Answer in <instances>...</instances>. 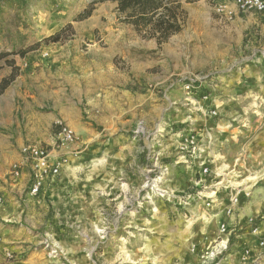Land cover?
I'll list each match as a JSON object with an SVG mask.
<instances>
[{
  "label": "rangeland",
  "instance_id": "obj_1",
  "mask_svg": "<svg viewBox=\"0 0 264 264\" xmlns=\"http://www.w3.org/2000/svg\"><path fill=\"white\" fill-rule=\"evenodd\" d=\"M202 1L211 19L223 14L218 12L220 6L227 7L223 0ZM115 6L116 3L108 0H0V53L11 54L9 59L18 68L15 94L9 102L14 108V118L25 128L23 137L32 136V141L44 142L58 133L57 127L62 124H53L50 130L40 129L29 115L31 111L26 109L24 99L29 85L34 83V77L29 75L41 69L42 60L55 57L57 49L76 44L82 52L91 50L90 60L101 63L113 60L131 80L137 76L135 66L144 69L139 73L140 83L128 86L138 99V114L127 112L117 119L112 116L106 127L98 119L99 107L96 113L86 105L81 106L82 122L92 134L86 140L77 136V149L61 154L60 173L51 179L42 198L45 215L38 220L43 218L44 223L38 226L30 221L29 215L39 216L41 211L37 207L34 212H24L26 223L24 218L13 226L27 237L20 240L23 245H32L26 241L32 237H42L44 250L40 254L35 251L37 261L71 264L67 253L75 252L77 257H84L86 264H222L227 251L218 259L205 258L224 239L221 225L210 227L205 212L214 200L215 204H221L226 197L230 201V185L240 186L241 190L250 172L256 174L264 170V136L255 143V157L242 164L241 171L249 172L246 175L228 167L230 158L235 157L228 153L232 154L235 144L224 141L218 146L214 136L212 145L203 155L211 154L215 147L228 154L229 161L210 162V158H206L205 166L213 170V176L206 178L205 183H201L205 176L197 170L203 162L198 153L192 159L187 154L188 161L179 163L184 158L180 144L185 135H199L197 131L203 126L205 133L215 135L212 123L223 125L233 122L235 117L263 127L264 100L226 99L225 106L231 107L223 116L213 104L203 105V95L185 89L190 80L217 71L212 68L209 73H201V68L197 67L200 63L197 45L200 43V49L203 45L197 33L200 20L187 15L184 29L191 27L195 35L188 36V41L183 42L184 48L172 50L171 55L162 48L149 52L142 49V42L149 40L123 23ZM89 10L91 17L82 19L81 15ZM68 25L73 29L64 32L61 42L46 41ZM185 49L188 61L186 59L184 66L186 71L181 74L176 70L180 62L174 55L183 56ZM18 52L23 56L17 55ZM256 57L263 62L264 51ZM149 61L157 65L148 68ZM166 64L171 73L168 76L164 70ZM236 64L244 67L239 62ZM1 66L2 75L7 71L6 78L9 77L13 68L4 63ZM257 67L262 70L264 66L259 63ZM166 76L169 78L165 82L159 80ZM198 82L194 87L200 85L201 81ZM32 90L34 95L43 97L40 90ZM6 98L0 96L2 109L8 104ZM235 101L240 102L233 106ZM45 105L41 111L49 112L51 103L45 102ZM213 111L216 116L211 115ZM232 111L236 116L228 115ZM245 141L242 139L238 144ZM203 146L207 147V143ZM218 236L222 237L209 245V249L197 252L198 246L205 249L203 245ZM8 252L13 259L5 257L7 262L16 263L17 254L10 250L5 254Z\"/></svg>",
  "mask_w": 264,
  "mask_h": 264
},
{
  "label": "crops",
  "instance_id": "obj_2",
  "mask_svg": "<svg viewBox=\"0 0 264 264\" xmlns=\"http://www.w3.org/2000/svg\"><path fill=\"white\" fill-rule=\"evenodd\" d=\"M223 1L227 4L226 11L211 19L208 7L202 0L194 4L181 0L182 9L185 10L189 18L198 19L201 22L200 27L197 28V33L199 35L198 40H202L203 45L201 49L200 43L197 45L200 60L197 67L201 68V73H209L212 68L217 69L215 73L203 76L207 78L206 81L201 82L202 92L211 94L212 99L210 98L206 102L202 101V104L208 105L210 103L211 106L213 104L222 116L224 112H229V107H231L225 106L226 99L261 98L262 102L264 100V60L262 62L256 57L260 51H264V13L242 14L234 0ZM184 25L182 31L173 36L166 44L159 46L156 40H149L142 42V49L155 52L162 48L165 53L171 55L172 50L184 48L183 42L188 41V36L195 35L192 34L191 27L184 29ZM56 51L59 52L54 54L55 57L42 60L41 69L33 76L29 75L34 77V83L29 85L28 93L24 96L26 109L31 111L29 115L36 120L40 129L43 127L50 130L53 124L68 125L77 133L75 136L78 142L77 136L86 140L92 134V130L82 122V105L90 107L91 111L96 113H98L96 109L99 107L101 116L98 119L101 124L105 123L106 127L110 124L112 116L117 119L127 112L134 115L135 111L138 114V99L133 95L135 94L133 88L128 86L130 83H140L139 73L144 70L141 66L134 67L137 76L134 75L135 80H131L125 76L113 60L102 63L92 61L89 59L91 50L82 52L76 44L65 45ZM174 59H178L180 62L177 63L176 70H179L181 74L185 72L186 59L188 61L186 49L183 56L174 55ZM238 62L244 67L237 66L236 63ZM148 63V68L157 65L151 61ZM259 63L262 64V70L257 67ZM164 70L167 76L171 75L167 64L164 66ZM233 70H236L233 75L228 74ZM7 75V71H5V75H2L1 70L0 82ZM167 76L164 79L159 78V80L165 82L169 78ZM16 80L1 95L7 97L5 100L8 104L3 109L0 108V197L4 199L3 205L0 206V238L2 239L0 242V263L59 264L53 260L51 262L47 259L46 262L35 260L34 254L38 252L40 254L44 250L42 237L35 236L26 240L34 246L23 245L20 240H25L27 237L20 234L19 230L13 226L15 223L19 224L24 218L26 223V217L23 216L24 212H34L38 210L37 207H40L39 211L41 212L37 217L36 214L34 216L29 215L30 221L33 225L38 226L44 223L43 218L38 220V217L45 215L42 198L46 195L48 184L54 179L45 185L39 197H32L29 194L31 174L28 170L16 182H12L9 177L11 167L20 160L21 149L26 145H41L52 148L50 150L52 157L58 156L57 151L54 150L57 133L51 135L44 142L32 141L34 140L32 136L23 137L22 131L25 128H22L18 118L17 120L14 118V108L9 102L15 94L14 83ZM148 80L151 79L148 78ZM32 89L40 90L43 97L34 95L31 92ZM10 91L11 94H9ZM28 98L32 100H28ZM45 102L51 103L49 112L41 111L46 107ZM239 102L235 101L233 106ZM235 114L234 111L228 113V115ZM108 119L110 120L108 121ZM232 121L223 123V125L212 123L214 127L210 125L215 133L214 136L218 139V146L224 141H231V144H235L232 154L228 153L235 156L233 159L230 158L232 161H229L228 154L226 155L215 147L211 154L203 155L201 159L206 161V158L207 160L210 158V162H218L219 160V162H226L228 160L229 169L246 175L249 172L241 171L242 164L255 157L254 150L257 147L255 143L261 139V136H264V126L238 121L236 117ZM57 128V132H59V127ZM204 129L203 126L197 131L202 137V146L205 144L204 134L206 130ZM7 131H12L14 134L11 135ZM13 138L15 141L12 140ZM242 139H246L245 143L238 144ZM77 146L78 143L71 145L66 152L74 148L77 149ZM215 146L217 147V145ZM183 157V160L179 162L180 164L188 161V157ZM198 167L197 170L201 172L200 163ZM211 175L213 176V170H210V174L205 176L201 183H205L206 178ZM214 201L211 202V207L206 210L205 215L208 217L206 222L210 227L214 228L217 224L218 226L222 224L227 226V235L223 236L225 241H229V246L222 264H264V250L259 246V243L264 241V170L261 173H249L245 180V186L240 190L239 202L232 207L231 214L227 213L230 208L228 197L221 204H215ZM23 203L25 207H23ZM220 237L222 236L214 238L212 242H209L210 244L206 245L205 243L203 245L205 249L198 246L197 252H205L209 249L208 246L214 245ZM7 250L17 254L16 263L7 262L5 258V251ZM67 261L71 264H86L84 257H77L75 252L67 253Z\"/></svg>",
  "mask_w": 264,
  "mask_h": 264
},
{
  "label": "built area",
  "instance_id": "obj_3",
  "mask_svg": "<svg viewBox=\"0 0 264 264\" xmlns=\"http://www.w3.org/2000/svg\"><path fill=\"white\" fill-rule=\"evenodd\" d=\"M235 5L242 14L248 13H264V0H234ZM226 6H220L218 9L219 13L225 12ZM207 77L197 78L196 80H190L185 89L187 91H198L199 94L203 95V101H208L210 99V94L203 93L202 81H206ZM198 87H194L195 84L199 83ZM212 116H216V112L211 113ZM211 130V129H210ZM209 131V130H208ZM205 142L207 147H203L201 144L202 137L199 135H185L180 144V151L184 156L194 158L195 154L198 153L199 158L206 153L214 141V135L211 132H206L204 134ZM77 142L74 131L65 124L59 126V132L56 134V141L54 143V150L57 151L58 156L52 157L51 151L47 147L41 145H26L20 151V160L14 163L10 171V179L12 182H16L25 171H29L31 174V185L29 194L32 197H39L45 188V185L54 177L58 176L62 168V160L64 151H66L71 145ZM201 176H208L210 174V169L205 166L204 161L200 163ZM232 192L230 193V208L227 211L228 214L232 213V207L238 204L240 188L230 185ZM4 199L0 197V206L3 205ZM220 233L227 235V226L222 224L220 228ZM229 241L221 239L216 246L213 247L210 253L206 255V260L208 259H218L223 256V254L228 250ZM259 246L264 250V241L259 243ZM8 260L13 259L12 254L9 252L5 254ZM220 264V262L218 263Z\"/></svg>",
  "mask_w": 264,
  "mask_h": 264
},
{
  "label": "trees",
  "instance_id": "obj_4",
  "mask_svg": "<svg viewBox=\"0 0 264 264\" xmlns=\"http://www.w3.org/2000/svg\"><path fill=\"white\" fill-rule=\"evenodd\" d=\"M117 4L119 19L125 24L131 25L137 34L145 40H156L159 46L166 44L173 36L179 34L186 22L187 13L182 9L181 0H108ZM198 0H186L194 3ZM92 11H86L81 15L82 19L91 17ZM72 30V26L61 29L46 41L59 43L66 30ZM17 55L23 56L22 52ZM11 54L0 53V71L4 63L13 68L12 74L0 82V96L10 87L18 77V68L15 62L10 60Z\"/></svg>",
  "mask_w": 264,
  "mask_h": 264
}]
</instances>
